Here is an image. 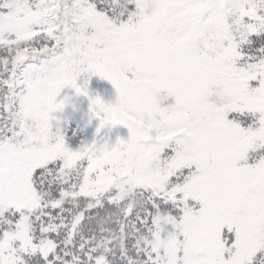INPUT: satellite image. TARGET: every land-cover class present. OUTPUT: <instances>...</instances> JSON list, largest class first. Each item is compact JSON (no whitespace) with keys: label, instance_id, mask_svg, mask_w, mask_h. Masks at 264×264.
<instances>
[{"label":"snow or ice","instance_id":"snow-or-ice-1","mask_svg":"<svg viewBox=\"0 0 264 264\" xmlns=\"http://www.w3.org/2000/svg\"><path fill=\"white\" fill-rule=\"evenodd\" d=\"M0 264H264V0H0Z\"/></svg>","mask_w":264,"mask_h":264},{"label":"rangeland","instance_id":"rangeland-1","mask_svg":"<svg viewBox=\"0 0 264 264\" xmlns=\"http://www.w3.org/2000/svg\"><path fill=\"white\" fill-rule=\"evenodd\" d=\"M84 77L78 78V83H83ZM89 91L91 94H99L103 99L114 100L115 89L110 81L93 74L89 78ZM67 97V102L63 109L56 110L51 113L52 124L54 128H59L66 135V143L68 147L75 150L83 143H91L96 141L98 145L107 144L109 147L114 145L120 138L126 139L129 135L128 129L124 125H112L105 123L101 126L100 120L93 116L89 111L90 101L88 97L77 94L71 85H65L58 94L57 100ZM76 128H80L83 136L79 137V144L75 143L74 133ZM99 129V131H97ZM165 228L170 226L165 225Z\"/></svg>","mask_w":264,"mask_h":264},{"label":"trees","instance_id":"trees-1","mask_svg":"<svg viewBox=\"0 0 264 264\" xmlns=\"http://www.w3.org/2000/svg\"><path fill=\"white\" fill-rule=\"evenodd\" d=\"M71 133L73 134L74 133V140L75 143L79 144V137H82L84 134L82 132V130L80 128H76L75 132H72Z\"/></svg>","mask_w":264,"mask_h":264}]
</instances>
